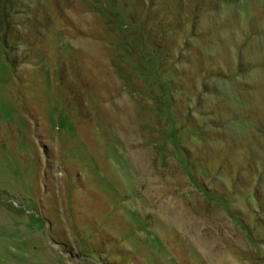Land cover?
Masks as SVG:
<instances>
[{"label":"rangeland","instance_id":"rangeland-1","mask_svg":"<svg viewBox=\"0 0 264 264\" xmlns=\"http://www.w3.org/2000/svg\"><path fill=\"white\" fill-rule=\"evenodd\" d=\"M0 264H264V0H0Z\"/></svg>","mask_w":264,"mask_h":264}]
</instances>
